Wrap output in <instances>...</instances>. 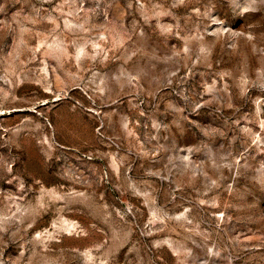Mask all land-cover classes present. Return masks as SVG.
Listing matches in <instances>:
<instances>
[{
	"label": "rangeland",
	"instance_id": "obj_1",
	"mask_svg": "<svg viewBox=\"0 0 264 264\" xmlns=\"http://www.w3.org/2000/svg\"><path fill=\"white\" fill-rule=\"evenodd\" d=\"M0 264H264V0H0Z\"/></svg>",
	"mask_w": 264,
	"mask_h": 264
}]
</instances>
